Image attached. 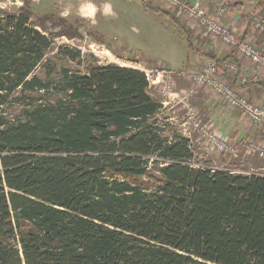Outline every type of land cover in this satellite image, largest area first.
Instances as JSON below:
<instances>
[{
  "label": "trees",
  "instance_id": "obj_1",
  "mask_svg": "<svg viewBox=\"0 0 264 264\" xmlns=\"http://www.w3.org/2000/svg\"><path fill=\"white\" fill-rule=\"evenodd\" d=\"M35 8H0V264H264V176L195 167L143 71L50 56L85 21Z\"/></svg>",
  "mask_w": 264,
  "mask_h": 264
},
{
  "label": "crops",
  "instance_id": "obj_2",
  "mask_svg": "<svg viewBox=\"0 0 264 264\" xmlns=\"http://www.w3.org/2000/svg\"><path fill=\"white\" fill-rule=\"evenodd\" d=\"M68 1H71L77 6V12L68 13L66 14L67 16L64 17L75 16L79 19H86L90 23L92 29H94L96 25L105 27V25L109 23L119 26L123 24V26L126 27L127 23L130 31L139 36L142 32L141 29L149 26V20L147 21L143 17L133 18V20H131L132 16L126 14L127 5H129L128 2L134 0H117L118 2H123L122 7L118 6L114 2L115 0ZM150 1L154 3L157 0H148L149 5L152 6ZM200 1L209 13L216 15L219 7L224 4L225 0ZM137 2L138 1H136V3ZM257 3L258 0L253 3H248L246 0H236L235 3L226 7V12L219 18V22L243 35L244 38L251 40L264 52V33L261 34L253 27V21L255 19H260L264 22V7L257 8ZM137 4H140L143 8L140 2ZM158 4L160 5L159 2ZM106 5L110 6L108 10L105 8ZM254 5L255 7H253ZM89 6H91V8H89ZM249 9H253L254 11H248ZM145 12L149 15L155 14L159 20L163 19L171 25L173 24L160 14L146 10ZM121 13H125L127 18H123ZM128 17L130 19H128ZM190 22L192 24L188 28L192 30L191 41L194 51H190L184 36L179 35L176 28H174L175 38L183 40L182 42H185L187 50H185L182 45L176 44V49L170 51V53L172 54V62L175 61L179 68H168L170 67L169 62L165 61V63H167V66L164 67L165 70L172 72L200 70L207 60H216L220 64V76L226 80L232 88L252 103L264 107V70L255 69L252 64L248 60L242 58L235 49L228 48L221 44L220 41L204 36L198 26L192 21ZM100 33L105 34L106 32L100 31ZM226 63H234L237 68L236 71L228 73L224 68ZM137 64L141 63L138 62ZM181 80L186 83L183 85L191 86V83L186 79L181 78ZM179 86L181 88L177 87V89H175V95L170 98L176 100L178 103H180L179 101L185 96V92L188 89L187 87H182L181 83ZM167 103H169V101ZM192 103L195 108H199V110L203 111L207 121L212 123L219 133L231 141L253 140L264 144V126L253 127L241 110L229 108L210 89H199L197 95L192 98ZM261 176H264V173Z\"/></svg>",
  "mask_w": 264,
  "mask_h": 264
},
{
  "label": "rangeland",
  "instance_id": "obj_3",
  "mask_svg": "<svg viewBox=\"0 0 264 264\" xmlns=\"http://www.w3.org/2000/svg\"><path fill=\"white\" fill-rule=\"evenodd\" d=\"M24 0H4L0 2V8L4 9L8 13H17L19 8L23 6ZM36 5L35 14L33 17V21H36L39 16L44 15H54V17L60 18L67 16L68 13L77 12V6L68 0H33ZM135 1V0H134ZM128 2L126 14L131 15V20L137 17H143L147 21L149 20V26L145 27L142 30L141 34L135 35L129 29V25L126 23V27L115 25L113 23H109L105 25V27H100L98 25L95 26V30L104 31L105 40L108 43L107 45H102L96 43L91 35L88 34L89 30H94L91 28L90 23L86 19H79L75 16H69L68 19L71 23H74L76 19L85 21V25H81L80 33L83 38H79L76 40H69L66 37L58 38L55 40L52 52H50V56H52L57 47L61 45H70L73 48L79 49L82 51L85 56V60L88 59H96L98 65L104 66L109 64H115L118 66L133 68L140 71H148L150 75L154 78V80L158 79V81L162 80V76L158 75L157 71L162 72L165 70L164 67L167 66L166 62H169L171 69L179 68L177 63L172 62V54L170 51L176 49V44L182 45L185 50H187V46L183 40L175 38L174 25L166 22L165 20H159L155 14L149 15L145 10L141 7L140 0L136 3V1ZM256 1V0H254ZM118 6H123V2L114 1ZM160 0L151 3L153 7H162L158 4ZM255 7V5L253 6ZM248 11H254L253 9H249ZM123 18H127L125 13H121ZM182 24L189 27L191 26V22L188 21L184 17H179L175 15ZM128 19H130L128 17ZM125 20V19H124ZM123 20V22H124ZM56 20H51L48 22L49 32H55L58 29H55L53 24ZM100 27V28H99ZM98 28V29H96ZM94 30V31H95ZM113 48H111V47ZM120 56L126 57L130 60H137L141 64H133L127 61H123L120 59ZM95 60V61H96ZM179 62V61H178ZM69 66L75 68H79L75 64H70ZM84 70L83 67L80 68ZM182 77L176 76L174 77V91L177 87H180V83L182 87H187L188 91L190 89L189 85H183L185 82L181 80ZM183 79V78H182ZM179 84V85H178ZM186 84V83H185ZM150 88V93L152 96L160 102H168L169 104L164 107L160 114V119L165 121L177 132L184 136V132L186 134V130L191 131L190 135V144L191 150L193 154V158L191 163L196 166L209 167L212 169H230V170H241L246 171L247 173H251L252 175H262L264 173V159L259 158L256 155L248 156L244 152V147L240 143L243 140L237 142L239 147V158L227 157L223 154H218L216 152L208 151L204 148V144L201 141L199 134L193 130H191L190 125L184 126L186 123L185 118V110L183 109V103H178L176 100L170 99L164 96L160 91L159 84H152ZM181 88V87H180ZM197 95V94H196ZM195 96V95H194ZM192 96L189 100L192 103ZM197 109V108H196ZM199 108L197 109V111ZM200 117L204 122H207V118L204 116L203 111L199 110ZM206 120V121H205ZM190 127V128H189Z\"/></svg>",
  "mask_w": 264,
  "mask_h": 264
},
{
  "label": "built area",
  "instance_id": "obj_4",
  "mask_svg": "<svg viewBox=\"0 0 264 264\" xmlns=\"http://www.w3.org/2000/svg\"><path fill=\"white\" fill-rule=\"evenodd\" d=\"M235 2L236 0H225L224 4L219 7L216 15L209 13L200 0H160V5L164 10L195 23L204 36L218 40L228 48L235 49L255 69L264 70V52L251 40L244 38L243 35L219 22V18L226 12V7ZM253 27L261 34L264 33V22L262 20L255 19L253 21ZM224 68L228 73H233L237 69L234 63H226ZM144 73L147 76L150 86H153L152 84H159L161 86V93L168 98H172L175 95L174 77H182L191 83L190 89L185 92V96L179 101L183 103V109L185 110L186 123H184V126L187 128V125H190L191 128H189L199 134L204 148L208 151L223 154L230 158H239L237 141H231L224 137L209 121L204 122L197 109L190 103L189 99L196 95L199 89L208 88L229 108L241 110L253 127L264 126V107L252 103L232 88L220 76V64L216 60H207L200 70L181 72L168 70H162V72L157 71L158 75L162 76L161 81H158V79L154 80L148 71H144ZM162 104L166 107L169 103L162 102ZM185 130L186 134L184 132V137L190 140L191 137L189 134H191V131L188 129ZM240 143L243 145L246 155H256L264 159L263 143L253 140H243ZM194 166L201 168V166ZM217 170L226 171L235 175H252L241 170Z\"/></svg>",
  "mask_w": 264,
  "mask_h": 264
},
{
  "label": "clouds",
  "instance_id": "obj_5",
  "mask_svg": "<svg viewBox=\"0 0 264 264\" xmlns=\"http://www.w3.org/2000/svg\"><path fill=\"white\" fill-rule=\"evenodd\" d=\"M89 8H91V6H89ZM106 10H108L110 8V6H105Z\"/></svg>",
  "mask_w": 264,
  "mask_h": 264
},
{
  "label": "bare ground",
  "instance_id": "obj_6",
  "mask_svg": "<svg viewBox=\"0 0 264 264\" xmlns=\"http://www.w3.org/2000/svg\"><path fill=\"white\" fill-rule=\"evenodd\" d=\"M233 49V48H232Z\"/></svg>",
  "mask_w": 264,
  "mask_h": 264
}]
</instances>
